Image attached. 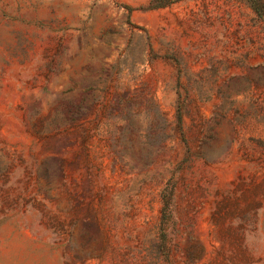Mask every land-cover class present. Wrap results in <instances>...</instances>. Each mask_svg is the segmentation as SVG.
Returning a JSON list of instances; mask_svg holds the SVG:
<instances>
[{
  "label": "rangeland",
  "instance_id": "obj_1",
  "mask_svg": "<svg viewBox=\"0 0 264 264\" xmlns=\"http://www.w3.org/2000/svg\"><path fill=\"white\" fill-rule=\"evenodd\" d=\"M0 264H264V0H0Z\"/></svg>",
  "mask_w": 264,
  "mask_h": 264
},
{
  "label": "trees",
  "instance_id": "obj_2",
  "mask_svg": "<svg viewBox=\"0 0 264 264\" xmlns=\"http://www.w3.org/2000/svg\"><path fill=\"white\" fill-rule=\"evenodd\" d=\"M160 6H162L161 3H156V4H153L151 6V8H157V7H160ZM257 13H258V11H257Z\"/></svg>",
  "mask_w": 264,
  "mask_h": 264
}]
</instances>
